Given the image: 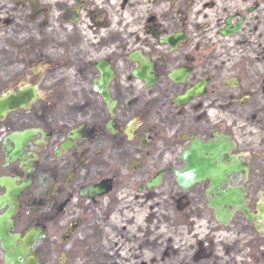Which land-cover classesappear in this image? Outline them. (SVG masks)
I'll return each mask as SVG.
<instances>
[{
    "label": "flooded vegetation",
    "instance_id": "flooded-vegetation-1",
    "mask_svg": "<svg viewBox=\"0 0 264 264\" xmlns=\"http://www.w3.org/2000/svg\"><path fill=\"white\" fill-rule=\"evenodd\" d=\"M2 11L24 13L28 36L26 66L0 68V98L23 101L0 115V216L6 186L19 189L1 234L29 244L39 231L31 251L45 264L93 220L177 217L195 234L209 217L257 248L264 52L243 58L238 31L219 30L260 17L264 0H0ZM187 165L205 174L182 189ZM218 189L242 191L252 219L229 207L217 223Z\"/></svg>",
    "mask_w": 264,
    "mask_h": 264
},
{
    "label": "rangeland",
    "instance_id": "rangeland-1",
    "mask_svg": "<svg viewBox=\"0 0 264 264\" xmlns=\"http://www.w3.org/2000/svg\"><path fill=\"white\" fill-rule=\"evenodd\" d=\"M23 15L1 12L2 69L26 66V57L20 51L28 36ZM237 36L242 41V57L258 60V54L264 52V12L260 17L248 14ZM159 221L161 227L157 229ZM165 221L142 214L135 219L114 214L106 220H93L81 234L80 246L73 244L68 257L59 255L45 264H264V238L258 240L254 251H247L245 237L230 228L219 229L212 218L201 221L195 234L180 225L177 217ZM93 231H98L96 241Z\"/></svg>",
    "mask_w": 264,
    "mask_h": 264
},
{
    "label": "water",
    "instance_id": "water-1",
    "mask_svg": "<svg viewBox=\"0 0 264 264\" xmlns=\"http://www.w3.org/2000/svg\"><path fill=\"white\" fill-rule=\"evenodd\" d=\"M244 20L243 16H240V20L236 21L234 24H231L228 20L225 23V26L219 31L223 35L234 34L238 31L241 22ZM232 25V27H231ZM22 106L23 101L18 99L16 102L12 100L11 95H4L0 98V115L4 114L6 111L10 110L13 106ZM230 169L227 167V172ZM203 172L198 167L191 168L190 165H187L184 169L178 171V183L182 189L188 187L196 179L202 178ZM189 181H186V180ZM214 184L210 185L208 192L214 193ZM19 189L13 187L12 185L6 186V193L2 197L3 203H6L8 208L0 216V231L3 227L8 228L10 226V217L14 213L15 200L14 197L18 193ZM220 194V197L208 198L207 206L213 211L214 219L217 223L225 226L230 220L233 212L229 211L228 208L232 207L234 210L242 211L246 218L251 220V215L248 214L247 209L243 207L242 191L235 190H220L217 191ZM257 220L262 223L261 213L257 216ZM259 232L264 234V223L257 226ZM41 236V233L37 230L29 231V244L26 239L21 240V243L17 244L16 241L18 236H5L0 233V246L4 251L3 263L4 264H38V259L35 254L31 251V248L37 237ZM29 254V258L27 257Z\"/></svg>",
    "mask_w": 264,
    "mask_h": 264
}]
</instances>
